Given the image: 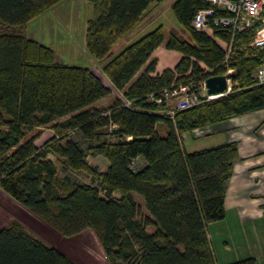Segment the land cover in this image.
I'll return each mask as SVG.
<instances>
[{"label":"trees","instance_id":"trees-1","mask_svg":"<svg viewBox=\"0 0 264 264\" xmlns=\"http://www.w3.org/2000/svg\"><path fill=\"white\" fill-rule=\"evenodd\" d=\"M60 1L0 0V189L61 237L91 231L109 264H216L207 228L225 217L237 143L186 151L181 134L264 109V82L253 77L264 50L236 51L222 64L224 53L214 38L191 27L204 0H175L171 10L187 40L173 34L165 40L158 26L111 55L117 40L161 0H87L98 15L86 23L85 50L101 68L59 63L53 49L28 38L26 29ZM213 35L227 40L229 32L214 28ZM252 36L253 30L235 35L236 49ZM163 43L181 55L178 62L155 73L153 59L141 71ZM227 69L234 77L224 96L200 97L172 116L165 103L150 100L172 84L197 87ZM110 95L107 107L94 106ZM159 124L166 127L164 135ZM45 126L55 134L37 147L39 134L28 135ZM72 131L89 141L87 152L69 138ZM88 155L104 158L105 171L88 164ZM57 162L62 171L84 173L90 182L60 178ZM0 264L75 263L12 221L0 228ZM231 264H255V258Z\"/></svg>","mask_w":264,"mask_h":264},{"label":"crops","instance_id":"crops-1","mask_svg":"<svg viewBox=\"0 0 264 264\" xmlns=\"http://www.w3.org/2000/svg\"><path fill=\"white\" fill-rule=\"evenodd\" d=\"M64 1L66 0H61L51 9L33 19L27 26V37L52 48L55 60L59 63L74 66L88 64L89 67L99 72L102 62L94 60L85 50V30L88 20L81 26V34L78 39L73 36V32L64 35L59 31L66 29V23L71 25L75 22V19H69V15L73 14L74 10L65 7ZM57 12L62 13L63 16L55 18ZM79 32L80 30L77 31V34ZM66 56L69 57L70 62L62 60ZM180 57L178 52L166 49L163 43L151 53L141 71L148 62L155 59V73H161L164 69L173 68ZM112 96L96 101L94 106L98 108V105L103 101L111 103L114 99ZM62 120L64 119L57 122ZM33 132L34 134H32ZM33 132L28 137L39 134L34 141L37 147L55 134L53 129L48 126L40 127ZM212 133L219 136L220 143L218 145L235 142L238 148V160L233 165V173L227 184L224 198L225 217L221 221L211 223L207 228V238L213 250L216 264H231L251 257L255 258V264H264V109L247 113L238 118H231L203 130L182 133V144L184 146L187 137L192 140ZM68 136L78 143L80 139L88 141L82 138L79 131H72ZM41 142L43 143L41 144ZM196 150L200 149H193V151ZM47 158L55 161V156L52 154H48ZM104 161V169H99L101 172L105 171L108 165L105 159ZM133 196L140 204L142 211H145L143 199L137 194ZM150 229L152 231V228ZM147 231L151 232L148 228Z\"/></svg>","mask_w":264,"mask_h":264},{"label":"rangeland","instance_id":"rangeland-1","mask_svg":"<svg viewBox=\"0 0 264 264\" xmlns=\"http://www.w3.org/2000/svg\"><path fill=\"white\" fill-rule=\"evenodd\" d=\"M174 1L175 0H161L158 3L150 5L147 10L143 13L141 20L138 22V24L133 27L129 32H127L118 41V43L111 48L110 54L114 55L117 51L119 52L128 44L138 40L140 37L151 32L158 26H162L165 40L170 34H173L180 40H187L188 34L185 32L184 29L181 28L172 13L171 6ZM64 6L69 7L70 9L72 8L74 10V13L69 15V19H75V22L71 25H67L66 23L67 31L66 29H60L59 31L63 32L64 35L73 32V36L78 39L79 34H81V26L86 23V20L95 18L98 15V8L94 7V5H92V3L88 2L87 0H66L64 1ZM65 12L70 13V11L67 10H65ZM59 16L62 17L63 14L57 12V16L55 15V18H58ZM79 30L80 32L77 34V31ZM62 60L70 62L68 56L62 58ZM84 65L88 66V64ZM229 86H232L231 80L229 81ZM109 104L110 101L109 103L103 101L100 105H98V108H105ZM243 115L236 117L238 118ZM157 131L160 135H164L166 132V127L162 124H159L157 126ZM32 134H34V132ZM187 138L188 139L184 141V148L186 151L215 147L220 143L219 136L214 133L208 136H202L192 140L190 139V137ZM108 139L113 140L114 138L108 137ZM42 143L43 142H41V144ZM79 144L80 147L84 149L85 152H87L86 148L89 144V141H83L80 139ZM87 162L92 166L98 167V169L100 170H103L105 167V161L102 157H92L91 155H88ZM56 165L57 175L60 178L66 176L71 180V182L76 184L90 182L89 177L86 176L84 173L62 171L58 162ZM143 212L146 213L144 210ZM12 221H19L20 223H22L30 232L39 237L45 243L56 247L75 264H109L107 258L103 253L102 248L100 247L97 239L91 231H85L82 234L73 238L61 237L52 229L47 227L44 223H42L40 220H38L36 217H34L32 214H30L15 199H13L0 189V228L6 226ZM148 230L151 231L150 228H148Z\"/></svg>","mask_w":264,"mask_h":264},{"label":"built area","instance_id":"built-area-1","mask_svg":"<svg viewBox=\"0 0 264 264\" xmlns=\"http://www.w3.org/2000/svg\"><path fill=\"white\" fill-rule=\"evenodd\" d=\"M204 2L205 7L196 10L193 14L191 27L214 38L224 53L222 64L226 65L236 51L243 52L246 48H254L256 52L264 50V0H204ZM214 28L226 29L229 32L228 39L222 40L215 37ZM248 30H253L250 42L244 48L236 49L235 35ZM229 72L233 70L227 69L225 74ZM253 77L259 83L264 82V62L254 71ZM203 84L204 80L199 83V86L192 88L187 85L172 84L159 90L157 96L151 95L150 100L156 104L165 103L169 107L167 114L172 116L175 110L196 105L200 97L212 99V96L205 94ZM230 89L229 86V91Z\"/></svg>","mask_w":264,"mask_h":264},{"label":"water","instance_id":"water-1","mask_svg":"<svg viewBox=\"0 0 264 264\" xmlns=\"http://www.w3.org/2000/svg\"><path fill=\"white\" fill-rule=\"evenodd\" d=\"M233 77V72L207 77L203 84V90L205 94L207 96H212V98L226 95L229 92V80H231Z\"/></svg>","mask_w":264,"mask_h":264}]
</instances>
